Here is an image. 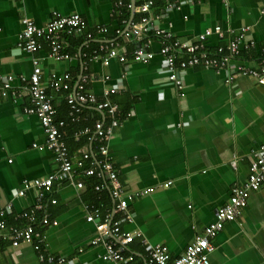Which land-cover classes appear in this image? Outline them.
<instances>
[{
	"label": "crops",
	"instance_id": "0c3cea01",
	"mask_svg": "<svg viewBox=\"0 0 264 264\" xmlns=\"http://www.w3.org/2000/svg\"><path fill=\"white\" fill-rule=\"evenodd\" d=\"M112 1L0 0V83L8 75H29L33 58L39 61L43 84L52 73H68L74 90L81 74L87 76V88L100 97L105 88L121 79L120 93L113 100L129 117L113 130L110 161L126 192L156 188L154 193L129 202L133 222L121 224V230L133 234L134 239L125 253L133 255V264H148V246L160 244L167 247L170 259H177L214 221L217 208L228 201L232 188L246 180L252 152L264 145V86L247 77L226 83L230 69L215 72L195 66L182 73L186 89L180 97L161 71L158 39L150 46L154 58L147 64L131 58L124 64L112 61L109 66L87 60L82 63L81 59L55 62L47 57L46 44L33 54L16 47L22 20L30 19L42 27L53 11L62 16L78 14L84 32L94 33L88 44L98 43L97 25H105L108 36L117 28ZM123 1L135 7L142 2ZM192 1L171 11L168 17H159L157 26L188 44L196 43L197 35L204 30L220 26L223 39L209 38L205 43L209 53L228 45L240 36L242 28L249 27L243 42L251 46L237 63L259 67L264 61V0ZM153 4L151 16L165 1L154 0ZM121 42L131 49L129 42L123 38ZM83 45L86 47V41ZM47 93L56 110L55 118L66 119L67 92ZM15 101L0 98V213L11 205L8 227L22 226L18 214L36 203L38 190L30 189L22 198L16 196L22 182L46 178L57 170L51 152L32 147L44 143V134L37 117L24 113L30 105L28 94ZM92 111L85 110V120L77 125L67 123L66 141L73 138L68 133L92 127L98 117L103 119L98 111ZM87 144L83 138L79 149L89 148ZM69 150L76 154L78 148ZM88 180L80 173L75 176L74 183H84L82 190L74 183L55 182L42 199L41 216L47 215L54 223L37 229L46 234L50 253L65 259L63 264H106L98 258L101 249L89 244L95 228L85 221L84 203L106 210L113 201L107 191L101 193V198L95 196L93 188L87 186ZM167 182L172 183L164 187ZM51 200L56 204L52 205ZM212 244L215 250L209 264H264V185L249 194L247 206L225 224ZM0 264L40 263L31 245L12 248L6 239L0 242Z\"/></svg>",
	"mask_w": 264,
	"mask_h": 264
},
{
	"label": "built area",
	"instance_id": "2783aa9c",
	"mask_svg": "<svg viewBox=\"0 0 264 264\" xmlns=\"http://www.w3.org/2000/svg\"><path fill=\"white\" fill-rule=\"evenodd\" d=\"M165 5L160 7L156 15L151 16V8L154 0H142L136 7L124 4L122 0L112 1V17L124 29H118L115 34L120 39L129 42L131 49L127 48L121 40H107L108 28L105 25H97L95 33L98 34V45L88 53L70 54L67 51V38L83 37L86 44L93 40L94 33H85L84 22L78 14L62 16L56 11L51 13L50 20L38 27L30 19L22 20L23 29L17 37L16 47L28 54H33L47 46V57L55 62H72L77 58H83L88 62H101L109 66L112 61L124 64L129 58L143 64L149 63L154 58L150 46L154 39L160 43L159 55L163 59L161 71L167 76L168 83L174 87L179 96L185 95V83L182 73L189 68L202 66L209 71H227L226 83L239 77H247L264 86V61L259 67L252 68L237 63L242 50L246 51L251 45L243 42V35L249 29L242 28L239 37L229 42L224 47H218L214 53L206 51V41L212 36L222 40L224 32L220 26L204 30L197 35L194 44H188L176 40L168 30L160 29L156 20L159 17H168L171 11L180 10L183 4L192 3V0H164ZM196 1V0H195ZM197 3L200 0L196 1ZM139 15L138 19L125 21L120 14L123 12ZM184 55L182 59H178ZM32 71L29 75H8L1 80L0 98L12 100L19 99L28 94L30 105L24 109L26 115H34L40 122L43 134V144H32L38 151L48 150L54 155L57 170L50 176L32 181L24 180L16 196L22 198L30 189L38 190L36 203L33 208L18 214L17 221L24 222L22 226L8 227L7 215L11 212L8 205L3 213H0V242L9 240L12 248L21 244H29L36 253L40 264H63L65 259L56 257L50 253L47 244V236L39 231L37 227L52 225L47 215H42V199L55 182L74 183L75 176L80 173L85 177H95L99 183L93 190L101 194L107 191L113 201V206L101 214L99 207L84 203L86 211L85 221L91 223L95 228V235L89 244L98 247L101 252L98 258L106 264H133V255L125 253L126 246L130 244L134 235L123 232L121 224L133 222V216L128 211L129 202L146 197L154 193V187L146 188L138 192H126L118 180L117 171L110 161L109 142L113 130L120 127L129 114L123 113L113 97L120 93L121 79L116 84L108 86L102 91L100 97L87 88V76H81L74 90H71L70 75L68 73H52L50 79L42 83V69L36 58L31 60ZM108 80V78H105ZM16 83V85H15ZM54 93L65 91L68 106V119L72 124H78L85 120L84 111L87 109L103 112V120H96L92 127H85L73 132V140L87 139L90 149L83 146L71 154L66 143L64 134L66 122L57 120L56 110L48 96V91ZM15 101V102H16ZM106 120V121H105ZM93 145V149L91 148ZM88 147V144H87ZM93 150V151H91ZM8 160V163H11ZM234 166V162H233ZM101 182V183H100ZM172 182H167L168 187ZM78 190L84 189L83 182L74 183ZM264 185V145L253 151L250 157L249 172L246 180L239 186L232 188L228 201L217 208L214 221L206 226L200 235H196L184 252L177 259H170L167 247L163 245L148 246V264H209V256L215 248L212 240L222 231L225 224L234 220L239 211L247 206L249 194L257 191ZM52 205L56 204L51 200ZM136 235L140 236L139 233Z\"/></svg>",
	"mask_w": 264,
	"mask_h": 264
},
{
	"label": "trees",
	"instance_id": "16d2710c",
	"mask_svg": "<svg viewBox=\"0 0 264 264\" xmlns=\"http://www.w3.org/2000/svg\"><path fill=\"white\" fill-rule=\"evenodd\" d=\"M123 1V0H122ZM124 2V1H123ZM124 4L126 5V4H128V2H124ZM163 4V3H162ZM120 16L123 18V19H125V21H129L130 20V16H131V14L129 13V12H126V11H123L121 14H120ZM138 17H139V15L136 17V16H134L133 17V21H135V20H137L138 19ZM115 23H116V25H117V28L114 30V32H112V33H110L111 34V36H107L105 39H107V40H116V39H118L119 41L121 40L120 38H119V35L118 34H115V31L116 30H118V29H124L125 28V26L123 27V26H121L119 23H117L116 21H115ZM109 31V30H108ZM108 34H109V32H108ZM101 40H103V39H98V41H101ZM66 42H67V45H69V47H67V49L70 51V53H73V54H79V52H81V53H84V52H86V53H88L89 54V52L91 51V49H93V48H95L97 45H98V43H89V44H86V47L83 45L84 43H85V40H84V38L83 37H80V38H76V39H74V38H67L66 39ZM94 46V47H93ZM84 47L86 48L85 50H84ZM212 52V51H211ZM245 56H246V54H245V52H244V50H242L241 51V53H240V55H239V57L240 58H242L243 59V57L245 58ZM185 56L184 55H182L181 54V56L178 58V59H183ZM78 60L79 59H81L82 60V63H86V60L85 59H83V58H77ZM77 80V79H76ZM73 86H74V84H72L71 85V91L73 90L72 88H73ZM68 93H65L64 94V103H65V106H66V119H61V118H59V119H57V120H63V121H65L66 122V124L67 123H69V119H68V106H67V104H66V101H65V96L67 95ZM115 101V100H114ZM120 108V107H119ZM93 112V111H92ZM123 112V111H122ZM123 113H126V112H123ZM62 117V116H61ZM57 118H58V116H57ZM90 119H93V117L91 118V116H90ZM89 119V120H90ZM97 120H103L102 118H100V117H98L97 118ZM94 121H96V119H94L92 122H94ZM106 121V120H105ZM75 125H77V124H75ZM74 125V126H75ZM76 128H78V127H76ZM65 132H66V130H65ZM70 134V136H71V132L70 133H68V135ZM68 135H67V139H68ZM73 143V145H70V143ZM66 143H68L69 144V148L71 149V150H74V149H76V148H79V146H81V145H83V139H81L80 141H78V142H75L73 139H68L67 141H66ZM67 144V145H68ZM88 144H89V142H88ZM90 145V144H89ZM91 148L93 149V145L91 144ZM89 178V184L87 185L88 186V188H90V187H94L95 185H97L98 183H99V181L95 178V177H88ZM101 183V182H100ZM95 196H99V198H101V196H102V194H98V193H96L95 192ZM96 207H99L100 208V210H101V214L102 213H105L106 212V210H109L110 208H108V209H104L103 210V207H100V205H95Z\"/></svg>",
	"mask_w": 264,
	"mask_h": 264
},
{
	"label": "water",
	"instance_id": "95a60500",
	"mask_svg": "<svg viewBox=\"0 0 264 264\" xmlns=\"http://www.w3.org/2000/svg\"><path fill=\"white\" fill-rule=\"evenodd\" d=\"M134 6V5H133ZM133 14H131V16H130V21L133 19ZM80 78H81V74H80ZM80 78L78 79V82H79V80H80ZM77 82V83H78ZM77 85V84H76ZM103 117H104V113L103 112H99Z\"/></svg>",
	"mask_w": 264,
	"mask_h": 264
}]
</instances>
